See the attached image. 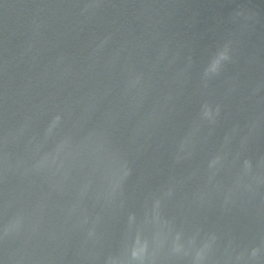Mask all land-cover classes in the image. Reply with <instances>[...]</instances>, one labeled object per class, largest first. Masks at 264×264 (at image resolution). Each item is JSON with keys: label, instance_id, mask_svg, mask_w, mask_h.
Here are the masks:
<instances>
[{"label": "water", "instance_id": "obj_1", "mask_svg": "<svg viewBox=\"0 0 264 264\" xmlns=\"http://www.w3.org/2000/svg\"><path fill=\"white\" fill-rule=\"evenodd\" d=\"M0 264H264V0H0Z\"/></svg>", "mask_w": 264, "mask_h": 264}, {"label": "clouds", "instance_id": "obj_2", "mask_svg": "<svg viewBox=\"0 0 264 264\" xmlns=\"http://www.w3.org/2000/svg\"><path fill=\"white\" fill-rule=\"evenodd\" d=\"M222 55V57H223V54H221ZM223 58H226V57H223Z\"/></svg>", "mask_w": 264, "mask_h": 264}]
</instances>
